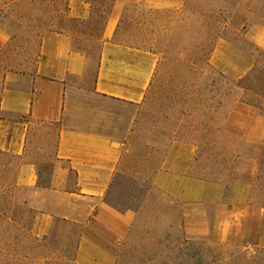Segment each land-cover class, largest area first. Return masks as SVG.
Returning a JSON list of instances; mask_svg holds the SVG:
<instances>
[{"label":"rangeland","instance_id":"rangeland-1","mask_svg":"<svg viewBox=\"0 0 264 264\" xmlns=\"http://www.w3.org/2000/svg\"><path fill=\"white\" fill-rule=\"evenodd\" d=\"M50 1L0 0V30L8 37L0 50V94L6 73L29 75L33 71L41 38L37 27L51 9ZM110 1L105 0L104 5ZM142 1L128 0L115 36L117 43L157 56L150 88L138 106L103 99L89 90L104 13L93 14L83 25L64 23L74 31L73 48L84 51L87 64L85 84L72 89L68 97L67 119L73 125L87 120L93 123L92 129L106 131L124 144L120 173L108 198L123 209H139L154 175L162 169L167 147L183 140L199 146L195 175L227 184V198L234 181L250 183L249 205L253 210L264 209V138L248 143L225 126L232 107L246 105L250 111L238 114V125L245 131L251 122L254 134L264 136V54L244 36L243 16L231 19L238 1L183 0L180 8L161 10H149ZM220 40L256 59L255 72L244 83L227 78L211 64ZM57 130L56 126H38L31 136L29 159L38 166L42 186L49 181ZM6 162L0 157V163ZM10 162V172L17 173V161ZM68 180L73 181L71 173ZM25 196L18 190L14 200L9 198L0 206V264H71L75 230L55 224L40 238L9 222L10 217L25 218L13 216L9 202L21 204ZM178 217L177 205L169 204L161 193H153L117 264H264V247L252 245V250L241 251L246 243L186 240L179 231ZM169 221L173 228L167 234ZM250 231L255 243L254 224Z\"/></svg>","mask_w":264,"mask_h":264},{"label":"crops","instance_id":"crops-1","mask_svg":"<svg viewBox=\"0 0 264 264\" xmlns=\"http://www.w3.org/2000/svg\"><path fill=\"white\" fill-rule=\"evenodd\" d=\"M237 1L231 19L243 16L244 36L255 50L264 54V47L256 42L264 40V0ZM127 2L116 0L112 4L101 33L89 90L103 99L138 106L150 88L157 56L115 42ZM142 3L149 10H161L180 8L183 0ZM67 5L70 21L91 20L92 8L86 0H68ZM6 42L0 39V50ZM211 64L237 83H244L256 69L255 58L226 40L216 44ZM261 74L264 75V67ZM86 78V57L73 48L69 29L42 34L31 74L8 72L4 76L0 94V153L17 161V186L27 194L26 205L35 211L32 232L37 237H46L55 224H62L76 231L69 263L117 264L123 245L139 223L142 211L149 206L151 195L158 192L169 199V204L177 205L179 231L186 240L264 247V212L249 205L251 184L234 181L232 195L227 198V184L205 181L194 174L199 146L188 141L177 140L167 147L162 169L154 175L139 209L119 212L111 208L106 198L120 173L124 144L106 131L92 129L93 123L87 120L80 119L73 125L67 119L70 92L84 85ZM247 111L249 106L235 104L225 126L245 142H260L264 136L254 134L253 123L243 131L236 121L238 114ZM43 125L58 128L46 186L39 184L38 166L29 159L32 133L35 127ZM69 173L73 175L72 182L68 180ZM238 209L247 210L246 218L222 239L217 231L218 221ZM169 223L167 234L173 228V222ZM253 224L257 230L255 243L250 231Z\"/></svg>","mask_w":264,"mask_h":264},{"label":"trees","instance_id":"trees-1","mask_svg":"<svg viewBox=\"0 0 264 264\" xmlns=\"http://www.w3.org/2000/svg\"><path fill=\"white\" fill-rule=\"evenodd\" d=\"M86 1L90 4L92 8V16L93 14L98 13L99 11L101 13H104L105 17L101 27V33H102L106 23V19L110 13L112 4L116 0H111L108 6L104 5L105 0H99L97 5L95 4V0H86ZM50 2L52 4L51 9L46 11V14L43 16V19L40 20L39 26L37 27V29L40 31L41 36L43 33L48 31H65L66 30V27L64 26L65 22L70 24H79V25L84 24L76 21H70L67 18L68 0H51ZM71 34L73 35L74 31H71ZM75 50L84 54L83 50H80L78 48H75ZM220 76L224 78L222 75ZM0 157H3L7 160L6 163H0V206H2L4 203H7V199L10 198L14 200L15 193L18 190H23V189L17 186V182H16L17 173L12 174L10 172V167L12 166V163L10 162L11 158L1 153H0ZM9 202H10V212L11 214H13V216L16 214L25 216L23 220L22 219L16 220L14 217H10L8 218L9 222H11V224L15 226H18L22 231H26L28 234H30L33 230L35 211L26 205L24 199L22 200L21 204L11 201ZM106 202L111 208L119 212L133 209L131 207H127L123 209L117 206L116 204H114L108 197L106 198Z\"/></svg>","mask_w":264,"mask_h":264},{"label":"clouds","instance_id":"clouds-1","mask_svg":"<svg viewBox=\"0 0 264 264\" xmlns=\"http://www.w3.org/2000/svg\"><path fill=\"white\" fill-rule=\"evenodd\" d=\"M0 39L7 40L8 37L0 32ZM258 44L264 47V40H257ZM264 212V209H261ZM247 210L238 209L235 212L228 213L223 219H220L217 223V231L220 233L222 239H226L231 233L233 228L239 227L243 218H246ZM207 235V232H204ZM252 250L251 244L247 245L246 248L242 247L241 251Z\"/></svg>","mask_w":264,"mask_h":264}]
</instances>
